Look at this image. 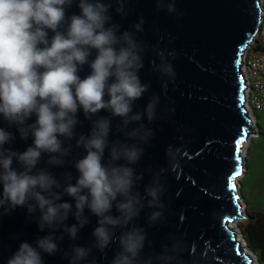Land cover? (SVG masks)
I'll use <instances>...</instances> for the list:
<instances>
[{
	"label": "clouds",
	"instance_id": "1",
	"mask_svg": "<svg viewBox=\"0 0 264 264\" xmlns=\"http://www.w3.org/2000/svg\"><path fill=\"white\" fill-rule=\"evenodd\" d=\"M73 2L0 0V115L10 127L16 126L22 140L33 138L25 151H14L5 148L15 139L13 133L0 127V215L24 207L39 230L47 232L36 239L35 246L21 242L6 264H44V254L57 252H62L69 264H97L95 258L88 260L92 250L106 255L114 242L119 250L110 264H182L177 244L165 247L159 255L142 257L147 233L141 227H129L145 206L157 209L149 215L150 225L162 218L164 207L163 170L153 174L144 197L134 190L143 176L137 175L132 165L144 153L140 145L154 135L141 121L146 115L152 123L159 103V97L153 95L143 112L134 111L135 101L150 87L139 76L147 45L137 39V33L143 32L144 20L141 17L131 26L134 31L120 32L110 10L114 2L116 12L127 15L128 0H78L80 14L66 16ZM157 6L170 14L177 11L175 0H157ZM49 30L54 33L51 39ZM93 50L95 57L89 60ZM156 56L160 63L152 60L151 66L166 78L162 82L166 90L176 76L168 57L174 59L176 53L158 49ZM84 65L90 73L81 79L78 73ZM102 110L120 118L117 132L132 143L110 141L112 121L108 116L97 117ZM80 111L91 121L88 135L76 133L82 124ZM33 116L35 121L28 123ZM133 123L138 127L129 128ZM73 140L85 153L72 164L78 173L74 183L71 172L57 178L38 167L44 154L48 155L47 165L63 167ZM106 149L109 158L105 162ZM14 161L19 169L13 167ZM65 196L74 203L65 201ZM114 205L119 215L112 214ZM86 210L97 217L94 243L61 249L65 236L77 240L79 231L90 223ZM70 215L76 223L68 225Z\"/></svg>",
	"mask_w": 264,
	"mask_h": 264
},
{
	"label": "water",
	"instance_id": "2",
	"mask_svg": "<svg viewBox=\"0 0 264 264\" xmlns=\"http://www.w3.org/2000/svg\"><path fill=\"white\" fill-rule=\"evenodd\" d=\"M77 5L78 0H74L66 9V16L80 14ZM116 7L113 2L110 14L112 22L121 26L120 32L134 31L131 26L141 17L144 20L143 32L137 33V39L147 45L139 76L150 87L135 101L134 111L143 112L151 96L159 97L157 118L149 123L145 115L141 121L154 135L147 144L140 145L144 153L132 165L136 174L143 176L134 189L142 197L145 187L152 183L153 174L161 170L165 187L161 195L162 218L150 225L149 215L157 209L145 206L129 225L141 227L147 233L141 256L159 255L165 247L177 244L182 264H253V258L242 253L241 241L232 224L245 218L239 179L246 169L244 145L255 131L242 64L259 30L262 0H175L177 11L171 14L166 8H158L157 0H128L124 16L116 12ZM52 35L49 30V39ZM158 49L176 53L174 59L168 57L176 76L166 90L162 88L166 78H161L151 66L152 60L160 63L156 56ZM95 54L93 50L89 60ZM89 73L90 68L84 65L78 74L83 79ZM99 116H108L112 121L110 141L133 142L117 132L119 117L103 110ZM78 119L82 124L76 128L77 135H88L91 121L85 119L82 111ZM34 121L33 116L28 123ZM0 127L15 137L5 148L23 152L32 145L33 138L22 140L16 126L10 127L2 115ZM133 127L138 124L129 125ZM71 143V155L63 167L47 165V154L42 155L38 167L50 170L57 178L71 172L74 183L78 173L72 164L85 153L75 147V140ZM108 158L106 149L105 162ZM13 167L20 166L14 161ZM63 199L74 203L70 197ZM112 214L119 215L115 205ZM85 215L90 223L79 231L77 240L65 236L59 245L61 249L66 250L72 244L89 247L94 243L92 231L97 226V217L87 210ZM66 223L71 225L76 221L70 215ZM46 234L24 207L0 215V264H6L21 242L35 246L36 239ZM118 250V243L114 242L106 249V255L93 249L88 260L95 258L97 264H110ZM43 259L44 264H69L62 252L44 254Z\"/></svg>",
	"mask_w": 264,
	"mask_h": 264
},
{
	"label": "rangeland",
	"instance_id": "3",
	"mask_svg": "<svg viewBox=\"0 0 264 264\" xmlns=\"http://www.w3.org/2000/svg\"><path fill=\"white\" fill-rule=\"evenodd\" d=\"M251 116L253 118V126L255 132L249 136V141L247 142L248 147L245 153L246 169L244 175L239 179L240 191L243 196V201L246 205V211L242 215L245 218H239L237 222L238 230L241 236L244 238L243 241L245 242L244 243L242 241V243L245 244L247 248L252 252H249V254L251 255V258H253V264H264L263 250L255 248L251 245L248 234V230L251 225L255 223L259 215H264V213L256 211L255 208H252V206L259 205H250L248 203L246 191V185L248 184V176L251 167L257 164H264V113H257L255 111H251Z\"/></svg>",
	"mask_w": 264,
	"mask_h": 264
},
{
	"label": "built area",
	"instance_id": "4",
	"mask_svg": "<svg viewBox=\"0 0 264 264\" xmlns=\"http://www.w3.org/2000/svg\"><path fill=\"white\" fill-rule=\"evenodd\" d=\"M242 70L247 83L250 111L264 113V0L259 30L245 53Z\"/></svg>",
	"mask_w": 264,
	"mask_h": 264
},
{
	"label": "crops",
	"instance_id": "5",
	"mask_svg": "<svg viewBox=\"0 0 264 264\" xmlns=\"http://www.w3.org/2000/svg\"><path fill=\"white\" fill-rule=\"evenodd\" d=\"M248 184L246 185L248 203L256 211L264 213V164H257L251 167ZM251 208V207H250Z\"/></svg>",
	"mask_w": 264,
	"mask_h": 264
},
{
	"label": "trees",
	"instance_id": "6",
	"mask_svg": "<svg viewBox=\"0 0 264 264\" xmlns=\"http://www.w3.org/2000/svg\"><path fill=\"white\" fill-rule=\"evenodd\" d=\"M251 245L263 250L264 254V215H259L248 230Z\"/></svg>",
	"mask_w": 264,
	"mask_h": 264
},
{
	"label": "bare ground",
	"instance_id": "7",
	"mask_svg": "<svg viewBox=\"0 0 264 264\" xmlns=\"http://www.w3.org/2000/svg\"><path fill=\"white\" fill-rule=\"evenodd\" d=\"M247 147H248V143H246L245 145H244V149H243V154H244V157H245V153H246V151H247ZM244 175V174H243ZM242 215H243V213H245V211H246V205H245V203H244V201H243V197H242ZM232 228L238 233L237 234V239L238 240H240L241 241V251H242V253H246L247 255H249V256H251L250 254H249V252L250 253H252L248 248H247V246L245 245V244H243L242 243V241H243V237L241 236V234H240V232H239V230H238V222L236 221V222H234L233 224H232ZM244 242V241H243ZM245 243V242H244ZM256 264V263H255Z\"/></svg>",
	"mask_w": 264,
	"mask_h": 264
}]
</instances>
